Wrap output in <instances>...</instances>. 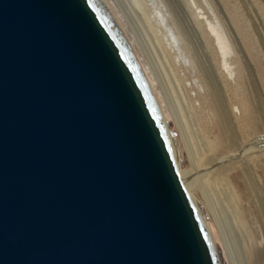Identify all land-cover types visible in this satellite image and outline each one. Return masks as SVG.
Segmentation results:
<instances>
[{"label":"water","instance_id":"95a60500","mask_svg":"<svg viewBox=\"0 0 264 264\" xmlns=\"http://www.w3.org/2000/svg\"><path fill=\"white\" fill-rule=\"evenodd\" d=\"M0 264H221L100 0H0Z\"/></svg>","mask_w":264,"mask_h":264},{"label":"bare ground","instance_id":"6f19581e","mask_svg":"<svg viewBox=\"0 0 264 264\" xmlns=\"http://www.w3.org/2000/svg\"><path fill=\"white\" fill-rule=\"evenodd\" d=\"M100 1L151 89L182 184L221 264L218 240L228 264H260L264 0ZM171 119L181 134L180 147ZM181 151L189 169H183Z\"/></svg>","mask_w":264,"mask_h":264},{"label":"rangeland","instance_id":"374dc122","mask_svg":"<svg viewBox=\"0 0 264 264\" xmlns=\"http://www.w3.org/2000/svg\"><path fill=\"white\" fill-rule=\"evenodd\" d=\"M112 2V1H111ZM221 2H222V4L223 5H225V0H221ZM118 13V12H117ZM120 19H121V21L123 22V24L125 25L126 24V22H125V20L124 19H122V17H120ZM141 52V51H140ZM170 123H172L171 124V130H172V133H173V136H174V138H175V140H176V142H177V146L178 147H180V143H181V134H180V131L178 130V128H177V126H176V124H175V122H174V120H170ZM178 140V141H177ZM180 141V143H178ZM179 144V145H178ZM181 163H182V166H183V169H189L190 168V163H189V161H188V159L185 157L184 158V155L183 154H186L185 153V151H181ZM182 159H183V161H182ZM258 173L261 175V176H263L264 177V174H263V171L261 170V169H259L258 170ZM189 186V185H188ZM197 199H199L198 197H197ZM200 200V199H199ZM245 204H246V202H245ZM203 211H204V213H205V216H206V218L209 220V222H211V220H210V216L208 215V213L206 212V209L203 207ZM211 224V223H210ZM218 244H219V248H220V250H221V255H222V258H223V262H224V264H228V261H227V259H226V257L224 256V253H223V250H224V248H222V246H221V243H220V241L218 240ZM223 253V254H222ZM260 264H264V255L262 256V258L260 259Z\"/></svg>","mask_w":264,"mask_h":264}]
</instances>
